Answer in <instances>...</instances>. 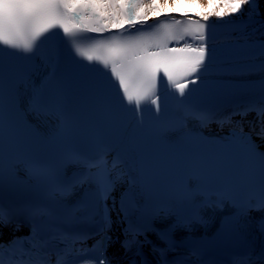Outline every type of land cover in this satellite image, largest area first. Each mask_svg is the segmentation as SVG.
I'll return each instance as SVG.
<instances>
[{"label": "bare ground", "instance_id": "1", "mask_svg": "<svg viewBox=\"0 0 264 264\" xmlns=\"http://www.w3.org/2000/svg\"><path fill=\"white\" fill-rule=\"evenodd\" d=\"M56 2L62 9L63 17L57 14H45L40 26L41 30H45L46 26L55 19L62 21L67 29L83 28L98 33L165 19L163 29L179 27L188 31L191 39L187 41L188 35H175L176 40H172L170 48L212 50L232 42L264 40V8L259 5L247 13L220 16L208 12L210 0H56ZM53 27L52 25L49 27V32H54ZM141 50L142 53H137L134 59H143L156 49L152 50L148 47ZM109 51L112 52V49L110 48ZM95 58L93 54L86 55L80 61V65L88 66ZM111 59H113L112 55ZM111 59H106L105 63L111 65L113 63ZM119 65L120 63L117 62V67ZM261 78H264V70L241 74L230 73L218 78L198 76L193 78V82L214 81L209 86L212 89L213 85H219L227 80ZM107 79L103 78V81ZM82 92L86 94L91 91L82 89ZM110 93L111 90L100 82L93 96H108ZM151 105V107L154 106V104ZM112 121L111 115L106 116V119L101 121L97 127L89 130L88 138L96 140L106 137L109 128L112 127ZM136 121V118L127 119L125 125H119L117 129L121 131L119 134L121 138L117 143V154L114 157L118 164L114 166L116 184L110 200L117 216L138 222L144 218L154 204L148 195L149 184H152V181L157 182L158 185L164 184L156 178L151 181L142 161L143 154L132 142L133 137L143 133V130L136 125ZM249 138L250 142L264 149L263 139ZM139 143H141L140 140ZM140 148H142L141 145ZM185 156L186 151L181 147L175 152L169 149L165 154L161 153L160 156L154 158L157 170H159L158 175L167 181L173 179L177 169L187 159ZM117 252L125 258L128 264H136L139 261L137 254L139 246L135 242L127 248L119 247Z\"/></svg>", "mask_w": 264, "mask_h": 264}, {"label": "rangeland", "instance_id": "2", "mask_svg": "<svg viewBox=\"0 0 264 264\" xmlns=\"http://www.w3.org/2000/svg\"><path fill=\"white\" fill-rule=\"evenodd\" d=\"M256 5L264 8V0H210L208 12L213 15L234 16L253 11Z\"/></svg>", "mask_w": 264, "mask_h": 264}]
</instances>
